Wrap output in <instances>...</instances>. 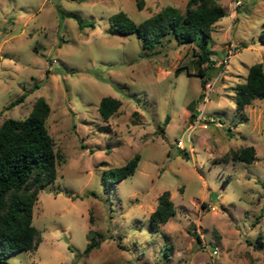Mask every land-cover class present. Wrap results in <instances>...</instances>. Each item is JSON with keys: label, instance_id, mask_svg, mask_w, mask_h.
Returning a JSON list of instances; mask_svg holds the SVG:
<instances>
[{"label": "rangeland", "instance_id": "374dc122", "mask_svg": "<svg viewBox=\"0 0 264 264\" xmlns=\"http://www.w3.org/2000/svg\"><path fill=\"white\" fill-rule=\"evenodd\" d=\"M186 1L0 0V122L44 96L58 154L57 178L33 207L37 247L0 264H264V96L240 112L234 100L248 66L264 65L263 0H243L235 19L231 0H218L226 12L206 36L204 87L194 52L205 36L167 34L149 48L110 24L120 10L138 22L167 4L183 12ZM104 95L121 100L106 121ZM200 111L206 127L192 129L190 154L187 126ZM248 144L254 161L224 157ZM136 152L134 173L105 188L104 171ZM163 190L175 213L154 231ZM89 228L103 238L85 254Z\"/></svg>", "mask_w": 264, "mask_h": 264}, {"label": "trees", "instance_id": "16d2710c", "mask_svg": "<svg viewBox=\"0 0 264 264\" xmlns=\"http://www.w3.org/2000/svg\"><path fill=\"white\" fill-rule=\"evenodd\" d=\"M225 12L218 0H187L183 12L167 4L138 22L123 10L111 14L109 19L112 28L123 34L135 33L141 38L142 45L149 48L154 47L167 34L179 42L195 41L200 34L205 36L203 41L198 42L200 49L194 52L198 63L195 73L202 77L201 85L204 87L207 82L204 77L205 68L208 66L207 61L211 60L206 36L210 35L213 23ZM78 20L82 27L83 22ZM258 36L264 42V20ZM234 88L235 109L238 112L254 98L263 97V63L258 61L250 64L245 80L237 82ZM23 97L24 94H21L13 99L9 106ZM120 104L121 100L117 97L102 96L98 105L101 118L106 121ZM50 110L45 97L38 96L26 116H8L0 122V262L12 252L35 249L41 239L40 230L32 222L33 207L39 190L57 178L58 154L46 125ZM140 156L136 152L124 164L105 170V188L134 173ZM224 157L252 162L256 158V150L252 144H248ZM174 213L175 206L170 192L163 190L158 195L156 207L149 214L151 229L159 230L160 225ZM87 236L88 242L83 250L85 254L99 246L103 234L89 228ZM196 236L200 239L198 234Z\"/></svg>", "mask_w": 264, "mask_h": 264}, {"label": "built area", "instance_id": "2783aa9c", "mask_svg": "<svg viewBox=\"0 0 264 264\" xmlns=\"http://www.w3.org/2000/svg\"><path fill=\"white\" fill-rule=\"evenodd\" d=\"M233 46H234V45H233ZM231 56H232V52L229 51V52L227 53L226 57L223 59V62H227V61L230 59ZM206 86H207V87H210V84L207 83ZM194 120H195V123H193V124H189V125L187 126V129H188V131H187L188 151H189L190 154H192V151H193V145H192V143H191V141H192V139H191V131H192V129H193L195 126H197V125H203V126L206 127V123L203 121V120H204V117H203V113H202V111L198 112V115L196 116V118H195ZM210 120H212V119H210ZM201 121H203V122H201ZM176 145H177L180 149H185V147H184V145H183V142H182V140H181L180 138L177 139V141H176ZM212 252H216V250L213 249Z\"/></svg>", "mask_w": 264, "mask_h": 264}, {"label": "crops", "instance_id": "0c3cea01", "mask_svg": "<svg viewBox=\"0 0 264 264\" xmlns=\"http://www.w3.org/2000/svg\"><path fill=\"white\" fill-rule=\"evenodd\" d=\"M232 4H234V5H232ZM242 4H243V0H231L230 5L233 7V10L231 11V16L234 19L236 18L235 14H236L237 10L239 9V7H241ZM262 4L264 5V0H263ZM214 25H218V23H215Z\"/></svg>", "mask_w": 264, "mask_h": 264}]
</instances>
